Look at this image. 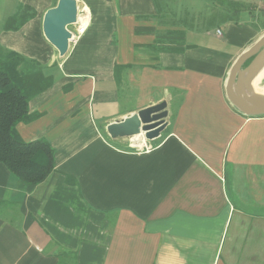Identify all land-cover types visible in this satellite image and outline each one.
I'll use <instances>...</instances> for the list:
<instances>
[{
	"label": "crops",
	"instance_id": "1",
	"mask_svg": "<svg viewBox=\"0 0 264 264\" xmlns=\"http://www.w3.org/2000/svg\"><path fill=\"white\" fill-rule=\"evenodd\" d=\"M57 1L0 0V47L53 78L29 100L39 116L16 131L44 138L54 160L34 185L0 163V202L11 204L0 264H264V115L226 94L232 64L264 33L254 17L264 0H249L244 20L202 29L192 14L194 27L169 23L156 0H77L72 31L85 29L62 57L42 32ZM163 100L167 125L149 150L142 137L133 148L107 134Z\"/></svg>",
	"mask_w": 264,
	"mask_h": 264
},
{
	"label": "trees",
	"instance_id": "2",
	"mask_svg": "<svg viewBox=\"0 0 264 264\" xmlns=\"http://www.w3.org/2000/svg\"><path fill=\"white\" fill-rule=\"evenodd\" d=\"M28 16L31 13L9 17L4 28L16 30ZM52 83V76L45 75L39 63L0 47V163L27 184L41 183L51 174L54 169L53 149L44 138L22 140L15 127L39 116L29 111V100ZM10 206V202L1 201L0 216Z\"/></svg>",
	"mask_w": 264,
	"mask_h": 264
},
{
	"label": "water",
	"instance_id": "3",
	"mask_svg": "<svg viewBox=\"0 0 264 264\" xmlns=\"http://www.w3.org/2000/svg\"><path fill=\"white\" fill-rule=\"evenodd\" d=\"M77 13V0H58L43 15V35L61 57L68 52L71 39L69 26L76 23ZM263 68L264 33L237 57L229 71L227 97L245 115H264V94L257 92L253 86V80ZM167 114V102L163 100L109 122L105 129L112 139L142 137L152 140L166 127Z\"/></svg>",
	"mask_w": 264,
	"mask_h": 264
},
{
	"label": "rangeland",
	"instance_id": "4",
	"mask_svg": "<svg viewBox=\"0 0 264 264\" xmlns=\"http://www.w3.org/2000/svg\"><path fill=\"white\" fill-rule=\"evenodd\" d=\"M156 1L159 6L158 14H160L161 17L166 18V20L172 24H174V22L175 24L179 23V25L184 24L187 28L194 27V25H192L193 23H199L197 26L200 29L208 28L209 26H213V24H217L215 26L222 28L223 23L244 20L248 17V14H250L248 10H253V5L249 3V0H182L184 2V7H181L182 10L175 8V4L179 2V0ZM193 9H199L200 12L196 10L194 12ZM184 11L185 15L183 14ZM191 14L193 17L189 23L192 24L185 25L188 24V17H190ZM177 16L179 17L176 18ZM254 17L258 21H264V8L260 9L258 14L254 15ZM69 29L72 30L74 28L73 26H69ZM258 81V88L264 87V72L260 75Z\"/></svg>",
	"mask_w": 264,
	"mask_h": 264
},
{
	"label": "built area",
	"instance_id": "5",
	"mask_svg": "<svg viewBox=\"0 0 264 264\" xmlns=\"http://www.w3.org/2000/svg\"><path fill=\"white\" fill-rule=\"evenodd\" d=\"M78 15V14H77ZM78 19V18H77ZM78 21V20H77ZM76 21V22H77ZM75 26V30L72 31L69 29V31L71 32V39L73 37H78L79 35H81L85 29V25H74ZM131 141H130V146L133 147V148H138L140 146V143H135L133 140L135 138H129ZM141 143H143V145L145 146V149L149 150L151 148V146H146L145 144V140L142 139Z\"/></svg>",
	"mask_w": 264,
	"mask_h": 264
},
{
	"label": "bare ground",
	"instance_id": "6",
	"mask_svg": "<svg viewBox=\"0 0 264 264\" xmlns=\"http://www.w3.org/2000/svg\"><path fill=\"white\" fill-rule=\"evenodd\" d=\"M84 16V15H83ZM80 21L84 24L87 21V18H80ZM264 72V68L258 73V75L255 77V79L253 80V86L255 88L256 91L261 92L264 94V87L262 88H258L259 86V78L260 75ZM136 139V138H135Z\"/></svg>",
	"mask_w": 264,
	"mask_h": 264
}]
</instances>
